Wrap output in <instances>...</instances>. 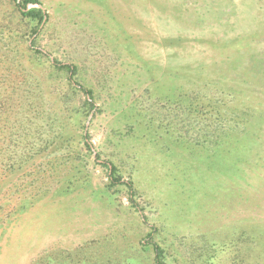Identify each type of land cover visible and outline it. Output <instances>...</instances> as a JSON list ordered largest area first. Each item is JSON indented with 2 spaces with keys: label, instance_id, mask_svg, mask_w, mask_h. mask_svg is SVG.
<instances>
[{
  "label": "rangeland",
  "instance_id": "obj_1",
  "mask_svg": "<svg viewBox=\"0 0 264 264\" xmlns=\"http://www.w3.org/2000/svg\"><path fill=\"white\" fill-rule=\"evenodd\" d=\"M39 2L94 109L0 3V264H264V0Z\"/></svg>",
  "mask_w": 264,
  "mask_h": 264
},
{
  "label": "trees",
  "instance_id": "obj_2",
  "mask_svg": "<svg viewBox=\"0 0 264 264\" xmlns=\"http://www.w3.org/2000/svg\"><path fill=\"white\" fill-rule=\"evenodd\" d=\"M1 3V8L4 10L5 8V16L9 19V21L12 23V21H17L18 24H27V23H32L34 21H37V24L35 26H32L30 30H25L22 32L21 35L18 37L20 39H26L31 43L28 44L27 50L31 53L29 54V59L31 60L32 55L33 57H36L38 59L44 58L47 59L50 63V67L52 69L58 70L61 73H66L67 75V80L69 82V85L71 88L74 90L75 93H81L85 97V102L82 105V108L87 111V112H92L94 109V104H93V90L85 87L81 83H79L76 79L78 75V68L76 65L67 63V62H62L57 59H52L50 58V55L48 52H46L43 49L38 48L37 46V38L33 39L35 35L38 34L40 27L44 26L46 24L45 21V12L42 7L40 8H32L29 9L27 6L28 4H33V5H41L39 0H22L20 3H18L17 0H0ZM13 28L6 26L4 29H2V34L3 37L0 38V40L11 41L14 39V35H18L19 32H16L12 30ZM9 44V43H7ZM7 52H5L4 57H7ZM31 93V92H30ZM40 91L35 93V97L38 98L40 97ZM65 93H56L53 96V104H56V110L57 112L62 110V107L65 106ZM33 104H30V107H32ZM55 111V107H53ZM79 109V108H77ZM32 110V109H31ZM83 144L85 149L94 154V146L91 142L90 136L88 133H85L82 136ZM95 161L99 164H101L104 167H107L108 170L110 171L109 178L112 182L113 185H123L125 186L129 191H130V197L132 199L134 193V186L132 182L122 180L119 178L116 174L117 168L111 163V162H101L99 155L95 154ZM152 233L149 235V238L152 239ZM149 246L153 247V251L155 254V263L156 264H165L163 261V250L161 247L153 242L147 243Z\"/></svg>",
  "mask_w": 264,
  "mask_h": 264
}]
</instances>
